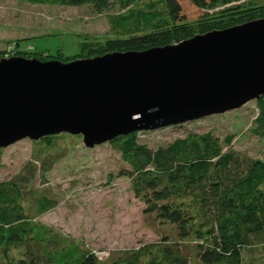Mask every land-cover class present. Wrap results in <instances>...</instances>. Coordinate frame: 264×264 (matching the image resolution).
<instances>
[{"label":"trees","instance_id":"trees-1","mask_svg":"<svg viewBox=\"0 0 264 264\" xmlns=\"http://www.w3.org/2000/svg\"><path fill=\"white\" fill-rule=\"evenodd\" d=\"M23 1L85 5L94 13H104L108 28L118 35L102 44L85 37L73 52L75 56L68 58L65 54H70L60 48L54 54L21 49L20 42L32 36L16 40L8 49V56L17 50L23 57L43 61L140 51L178 43L198 31L202 34L264 18V3L256 0H188L200 9L194 14L188 12L184 4L187 1L180 0ZM219 5L222 8H216ZM194 22L199 23V30H194ZM60 53L63 57H58ZM229 110L248 118L253 115L244 132L264 139V94ZM159 128L140 129L105 141L128 165L118 176L129 179L135 197L144 204V212L169 226L158 240L100 256L77 238L38 219L58 204L44 188L33 183L38 178L45 184L46 173L64 156L59 151V140L71 133L62 131L30 138L32 146L39 148L38 152L32 151L38 165L31 159L23 173L0 180V264H243L246 250L256 244L253 240L264 237V150L256 155L234 149L231 143L240 132L219 135L213 128L192 130L155 146L137 137L139 131ZM77 137L80 140L73 144L83 143Z\"/></svg>","mask_w":264,"mask_h":264},{"label":"water","instance_id":"water-1","mask_svg":"<svg viewBox=\"0 0 264 264\" xmlns=\"http://www.w3.org/2000/svg\"><path fill=\"white\" fill-rule=\"evenodd\" d=\"M264 94V18L140 51L0 59V147L62 131L92 146Z\"/></svg>","mask_w":264,"mask_h":264},{"label":"rangeland","instance_id":"rangeland-1","mask_svg":"<svg viewBox=\"0 0 264 264\" xmlns=\"http://www.w3.org/2000/svg\"><path fill=\"white\" fill-rule=\"evenodd\" d=\"M180 1H187L184 4L186 3L190 14L199 12L200 9L197 10L188 0ZM240 1L244 3L246 0ZM256 1L264 3V0ZM216 8H222V5ZM163 17L167 18L166 14ZM192 25L195 31L199 30L198 22ZM116 34L108 28L104 13H94L85 5L64 6L32 4L23 0H0V59L23 57V53L17 50L8 56V49L12 47L11 43L15 44L16 40L26 36L32 37L22 39L19 46L21 49L43 50L54 54L60 48L70 54H65L68 58L75 56L73 52L83 38H92L102 44L107 39L118 36ZM59 55L58 57H63L61 53ZM252 109H256L255 106ZM249 117L227 110L181 124L139 131L137 137L155 146L176 137H183L192 130L202 132L213 128L219 135L240 132L231 146L249 154L253 152L260 155L259 152L264 150V139H256L250 133L244 132L254 118L253 115ZM77 136L82 138L81 134L61 137L59 151H63L64 156L46 173L45 184L39 183L38 178L33 183L35 187L44 188L48 196L58 200L54 209L38 219L77 238L100 256L117 249H136L145 243L158 240L169 226L162 225L144 212V204L135 197L129 179L118 176L119 171L128 166L121 161L120 153L109 142L94 143L92 146L81 142L73 144L75 140H80ZM31 142L29 137H25L0 147V180L23 173V167L29 166L32 151H39ZM32 161L37 162L33 159ZM263 242L264 237L253 240V244H256L246 250L243 264H264ZM251 251L255 252L250 254Z\"/></svg>","mask_w":264,"mask_h":264}]
</instances>
